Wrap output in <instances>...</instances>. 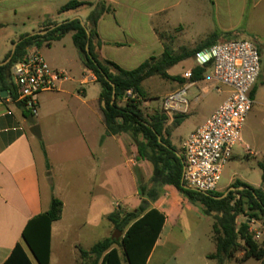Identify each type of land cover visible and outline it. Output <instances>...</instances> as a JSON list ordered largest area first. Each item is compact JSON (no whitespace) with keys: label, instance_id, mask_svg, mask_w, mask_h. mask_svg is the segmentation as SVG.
<instances>
[{"label":"crops","instance_id":"1","mask_svg":"<svg viewBox=\"0 0 264 264\" xmlns=\"http://www.w3.org/2000/svg\"><path fill=\"white\" fill-rule=\"evenodd\" d=\"M70 1L0 0V29L11 25L14 43L23 35L39 32L48 21L62 22L75 17L86 20L93 8L60 12ZM78 1L97 3L100 0ZM105 1L114 12L105 14L98 24V34L104 43L100 53L104 59L126 70L139 67L151 57H161L165 51L166 33H175L178 47L188 50L196 49L214 34L219 35L218 41L228 40L227 33L264 38V0ZM9 15L12 18L5 21L4 17ZM35 18L41 20L39 30L29 33L25 21ZM3 51L0 47V65L5 63L12 50ZM72 65L66 68L53 66L54 70L66 72L68 78L58 83L56 91L42 93L39 97L34 120L40 126L42 140L30 132L32 126L25 117L29 111L13 102L11 96L3 98L1 91L6 89L0 87V264L9 259L18 244L25 248L33 264H37L23 241V233L30 220L50 209L53 198L63 202V213L52 225L50 264H83L80 249L90 250L110 237L114 225L109 217L117 207L131 212L140 206L141 183L134 175V168L144 166L146 181L143 184L152 177L153 168L149 162L137 159L135 164L130 160L129 150L137 152V149L129 134H108L100 102L102 89L97 88L100 84L96 76L84 66L80 55ZM195 68L209 69L213 76L209 66L201 67L199 63L186 71ZM7 73L14 88L11 68ZM183 74L174 90L185 83ZM191 89L190 111L199 106L198 93L208 94L215 89V84L206 80L205 72L204 78L195 81ZM231 91L228 86L222 87L218 93L224 95L223 101L202 115L187 137L180 139L178 150L182 151L188 137L215 113ZM188 120L185 119L178 128ZM172 145L175 146L173 142ZM249 152L253 154L251 149ZM117 153L124 159L120 167L116 164ZM263 157L264 152L259 166L264 164ZM122 167L128 172L133 188L128 194L119 191L118 199L116 179ZM255 188L264 190V181ZM151 206L162 213L166 221L148 264H171L173 261L175 264H219L208 258L217 250L213 231L211 241L215 250H202L197 257L194 253L186 254L190 241L183 234L189 232L188 236L192 235L211 220L200 207L190 203L172 186H166L163 195ZM256 226L259 229L260 222L253 220L250 230ZM120 255L122 257L121 251ZM242 257L243 253H238L225 264H264L256 259L242 261Z\"/></svg>","mask_w":264,"mask_h":264},{"label":"trees","instance_id":"2","mask_svg":"<svg viewBox=\"0 0 264 264\" xmlns=\"http://www.w3.org/2000/svg\"><path fill=\"white\" fill-rule=\"evenodd\" d=\"M86 7L93 8L86 20L75 17L62 22L48 21L39 32L21 36L13 43L15 49L9 53L5 63L0 65V87L9 90L12 98L16 99L14 88L9 82L11 76L7 73L12 65L19 62L28 49L52 46L72 33L84 66L93 72L101 86L100 102L108 134H129L136 145L138 161H146L152 165L153 174L149 184L140 185V206L131 212L118 206L109 217L114 230L123 233L122 238L117 240L107 237L90 250L80 249L83 264H124L121 250L126 264H148L166 221L165 216L153 208L151 203H155L163 195L166 186L176 188L190 203L200 207L208 217L214 219L212 238L217 250L208 256L209 259L225 264L238 253H243L242 261H264V247L255 241L250 230L253 220L264 226V190L241 181L234 182L224 192H201L188 188L184 182L185 159L182 151L174 147L165 136L168 117L161 112L145 115L140 103L123 102L128 90H133L141 99H147L144 83L153 77L181 81L180 77L171 76L169 70L217 44L219 35L214 34L196 49H183L181 53H175L166 45L161 57H151L139 67L126 70L104 59L100 53L104 43L98 34V24L105 14L114 12L105 0L97 3L72 0L60 12L78 11ZM225 36L228 39L237 37L233 33ZM205 72V68H195L193 81L202 80ZM257 91L258 87L255 86L253 98ZM17 104L23 107L22 104ZM30 115L31 112L25 113L26 118ZM187 117L188 115L176 116L174 127L180 126ZM44 152L47 159V153L45 150ZM260 166L264 171V164ZM62 213L63 202L53 198L50 209L34 217L26 226L23 241L37 264H50L52 225L62 218ZM241 217L245 219L239 223ZM4 264L33 262L25 248L18 244Z\"/></svg>","mask_w":264,"mask_h":264},{"label":"built area","instance_id":"3","mask_svg":"<svg viewBox=\"0 0 264 264\" xmlns=\"http://www.w3.org/2000/svg\"><path fill=\"white\" fill-rule=\"evenodd\" d=\"M201 67L213 70L215 89L223 86L232 89L227 100L215 113L185 141L182 155L185 159L184 182L190 189L201 192H218L223 171L233 158V148L242 143L241 132L248 115L254 108L252 92L262 72V55L259 48L247 40H234L215 44L197 55ZM16 99L11 100L37 115L39 97L54 92L58 83L68 78L64 71L52 69L36 47L28 49L25 56L11 67ZM185 83L168 93L163 101L162 113L168 119L190 111L188 94L194 85V71L183 74ZM142 99L128 90L123 102ZM249 150V146H247ZM255 241L261 243L264 233L252 230ZM264 247V241L261 243Z\"/></svg>","mask_w":264,"mask_h":264},{"label":"rangeland","instance_id":"4","mask_svg":"<svg viewBox=\"0 0 264 264\" xmlns=\"http://www.w3.org/2000/svg\"><path fill=\"white\" fill-rule=\"evenodd\" d=\"M11 18L12 15H9L4 17V20L9 21ZM60 20L61 19H59V21ZM25 22H26L25 28L27 32L33 33L39 30L38 23L41 24L40 19L35 18V19H31L30 21L27 20ZM13 30L14 28L11 25L5 26L2 29H0V47L4 48L3 51L4 53L9 52L8 50L11 51L14 48L12 40H16V39H12ZM174 37H175V33H166L164 35L166 45H169L170 48L175 51V53H181L183 49L178 47V44ZM234 40H247L254 43L259 48L262 55V72L256 84V86L259 89L257 95L255 96L254 108L251 111V113L248 115L241 132V137L243 142L238 143L233 148L234 155L233 158L227 163V165L224 168L223 175L218 186L219 192H224L236 181H241V182L244 181L254 187L261 186L263 183V174H264V171L259 166V162L261 160V153L264 152V38L237 36L234 39H228L226 41L222 39L218 41V43H224ZM195 45L197 47L198 44ZM39 51L51 68H53V66L56 65L58 66L60 65L65 68L67 66H73L72 61L73 60L77 61L79 59V53L74 44L72 33L65 36L61 41L55 42L54 45L52 46L43 45L41 48H39ZM197 64L198 61L196 58H190L174 66L169 71V73L173 75V77H181L180 75H182L187 69L192 68ZM73 74L74 73H72V75ZM207 79H210V83L215 82L213 80L212 73L210 72L209 69L206 71V80ZM176 83L177 81L167 80L161 77H153L144 83V87L146 89L148 98L142 99L140 101V107L145 113V115H153L156 112L162 113L164 98L167 93L174 91V87ZM220 87L222 88L224 86L221 85ZM97 88L101 90L100 85H98ZM192 91H193L192 89L189 91L188 98L191 97L190 94ZM197 96H199L198 99L199 106L198 107L194 106L191 109L187 117L189 120L186 122L184 126H182L181 128L174 127L175 118L172 120L171 119L168 120V123L166 125L165 136L168 137L169 139L171 138V141L174 143L176 148L179 147L181 144L180 139L187 137V134L190 132V130H192V128H194L197 121L202 117V115L204 113L209 112V110L215 104H218L220 101L222 102L224 99V95L218 93L216 89L212 90L208 94H206L205 92H199ZM247 146L250 147L253 154H251L249 150H247ZM136 153L137 152L131 150H129L128 152L130 160H134L135 164L137 163V157H138V154L136 155ZM263 161H264V157H263ZM122 162H124V159L121 157L120 153H117V161H116L117 166L120 167ZM133 171H134V175L138 177V179H140V183L143 184L146 181V176L144 177L145 175L144 166L143 168L136 167L134 168ZM149 181L150 179H148L147 184H149ZM116 183H117L116 198L118 199H119V191L120 193L128 194L133 188L129 174L124 167L118 170ZM120 188H123V191ZM210 219L211 220L205 222L196 231H194L192 235L188 236L189 232L183 234L184 237L185 238L188 237L190 241V248L186 249L187 252L186 254L192 255L194 253L195 257H197L198 254L200 255L202 250L203 252L204 250L205 252H210L212 250H215V246L211 241L214 219L212 218ZM244 219H245L244 217H241L239 219V223L243 222ZM257 227L258 226H256V229H258ZM259 229H261L262 231L264 230L261 223ZM116 231L117 230L112 231L110 235L111 238L113 235H115ZM122 236L123 233L119 235L118 240H120ZM263 241L264 239L261 240V243ZM122 258L124 264H126L125 257L123 256V254H122ZM255 263L256 262H251V264H255ZM171 264H175V262L173 261Z\"/></svg>","mask_w":264,"mask_h":264},{"label":"water","instance_id":"5","mask_svg":"<svg viewBox=\"0 0 264 264\" xmlns=\"http://www.w3.org/2000/svg\"><path fill=\"white\" fill-rule=\"evenodd\" d=\"M15 49V48H14ZM12 94L10 92H8L7 90H2L1 91V96L3 98H7L10 97ZM28 123L32 126L30 129V132L32 133V135H34L37 139L42 140V133H41V129L40 126L35 124V120L34 117L32 115H30L27 118ZM122 234V232L120 231H116L115 235L112 236V239H119V235Z\"/></svg>","mask_w":264,"mask_h":264}]
</instances>
